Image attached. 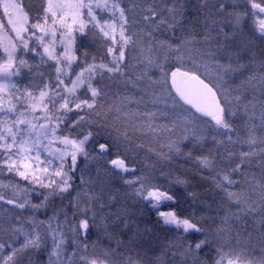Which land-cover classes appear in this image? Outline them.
I'll return each mask as SVG.
<instances>
[{
	"label": "snow or ice",
	"instance_id": "snow-or-ice-1",
	"mask_svg": "<svg viewBox=\"0 0 264 264\" xmlns=\"http://www.w3.org/2000/svg\"><path fill=\"white\" fill-rule=\"evenodd\" d=\"M0 8V264H264V0Z\"/></svg>",
	"mask_w": 264,
	"mask_h": 264
},
{
	"label": "trees",
	"instance_id": "trees-1",
	"mask_svg": "<svg viewBox=\"0 0 264 264\" xmlns=\"http://www.w3.org/2000/svg\"><path fill=\"white\" fill-rule=\"evenodd\" d=\"M34 0H26L25 3L31 4L33 3ZM142 156L144 155V153L141 154ZM193 168V163L191 161L189 162H185L184 160L180 159L178 161H176L171 169H176L177 171V175L181 176V177H188L190 180H192V187L189 188L193 189L195 188L196 190H200V182L198 179H192L194 176V172L192 171ZM171 169H165V171H171ZM157 176H158V180L160 183H165L166 179L170 178L168 176H164L162 178V176L159 175V172H157ZM173 177V176H172ZM173 190L176 192L178 197H181V201L178 204H173L175 205L178 209L180 210H190L188 209V204L189 201L184 199L185 196V191L182 189H177V188H173ZM171 205L168 209H171L172 206ZM148 219L154 220L155 219V213H151L149 215V217H147Z\"/></svg>",
	"mask_w": 264,
	"mask_h": 264
},
{
	"label": "rangeland",
	"instance_id": "rangeland-1",
	"mask_svg": "<svg viewBox=\"0 0 264 264\" xmlns=\"http://www.w3.org/2000/svg\"><path fill=\"white\" fill-rule=\"evenodd\" d=\"M26 0H24V2H25ZM34 2V1H33ZM3 14V12H2V8H0V15H2ZM6 22V21H5ZM114 158V157H113ZM171 172H172V176L173 177H175V176H179V175H177V171H176V169L174 170V169H171ZM164 176H162V178H163ZM172 177H170V178H168V179H166V182L165 183H160L159 181H157L158 183H160V184H162V185H164V186H168V182H169V179H171ZM198 179V178H197ZM22 184L24 183L23 181L21 182ZM173 188H177V189H182V190H184L185 191V189H184V187L183 186H180V185H174L173 186ZM190 190H193V189H190ZM171 205H173V204H169L167 207H165L163 210H170V209H168ZM172 208H177L175 205H173L172 206Z\"/></svg>",
	"mask_w": 264,
	"mask_h": 264
}]
</instances>
